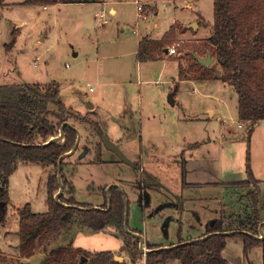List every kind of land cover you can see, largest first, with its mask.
Here are the masks:
<instances>
[{
  "label": "rangeland",
  "instance_id": "obj_1",
  "mask_svg": "<svg viewBox=\"0 0 264 264\" xmlns=\"http://www.w3.org/2000/svg\"><path fill=\"white\" fill-rule=\"evenodd\" d=\"M22 1L6 0L12 6L0 10V85L59 86L68 110L64 113L49 105L52 113L47 117L58 123V116H65L82 128L81 145L65 158L63 171L74 185L79 204L102 207L110 198V188H120L131 205L129 232L125 231H141L145 248L147 244L169 248L179 235L198 239L218 218L226 217V223L240 227V220L250 223L252 218L248 194L255 188L240 187L235 193L225 186L196 183L239 180L246 173L249 152L251 171L261 180L259 208H264V121L240 126L238 95L220 76L210 82L196 81L193 73L190 81L179 78V68L188 71L194 50L214 54L208 42L214 23L213 0H105L108 10L89 3L19 5ZM136 2L147 5L153 14L146 20L140 17ZM113 7L119 11L114 18ZM102 10L104 22L95 21L94 15ZM194 23L197 30L187 27ZM171 27L176 28V42L170 47L175 54L164 52L163 61L139 62V39L150 33L161 39ZM14 33L16 43L10 49ZM173 92L176 103L171 105ZM83 116L79 121L77 117ZM84 126H92L95 133L86 132ZM101 134L119 145L137 168L109 151ZM53 171V167L20 161L10 177L9 198L3 202L8 216L0 224V256L13 264L20 258V211L28 204L34 213L47 212V181ZM0 188L1 201L6 190L1 178ZM139 199L144 202V216L135 207ZM240 211H244L240 217L229 221L230 215ZM260 231L264 233L263 227ZM69 238L90 251L114 248L121 264L135 261L134 256L138 264H145V252L136 255L134 239L133 248H128L116 227L86 229ZM243 249V241L233 238L224 253L235 258L234 264H264V244L247 255ZM37 261L38 257L32 263L25 260L28 264Z\"/></svg>",
  "mask_w": 264,
  "mask_h": 264
},
{
  "label": "trees",
  "instance_id": "obj_2",
  "mask_svg": "<svg viewBox=\"0 0 264 264\" xmlns=\"http://www.w3.org/2000/svg\"><path fill=\"white\" fill-rule=\"evenodd\" d=\"M5 1L0 0V10L5 8ZM97 1L23 0L19 5L46 6ZM213 1L214 23L208 42L214 52L211 55L215 63L211 67H205L193 56L194 60L190 62L188 71L179 68V78L180 81L190 80L188 76L193 73L196 74V81L210 82L217 79L216 70L220 69V79L233 86L238 95V119L253 126L264 121V0ZM175 35L176 28L171 27L160 40L151 37L142 39L136 54L139 62L162 60L165 50L176 42ZM16 36L14 33L13 40L8 45L10 49L16 43ZM194 53L206 56L201 51L194 50ZM175 91H178L177 87ZM49 105L64 113L68 110L60 99L59 86L51 85L42 89L32 83L0 85V178L6 188L0 201V224L4 223L8 216L6 206L2 207L1 203L8 201L7 187L18 162L38 163L44 168H54L47 181V212L34 213L28 204L20 211V258L14 264H28L25 260L36 255L39 250L44 252L40 264H121L111 251L90 254L88 251L75 249L72 244L51 249L52 244L61 236H69L75 228L86 227L102 231L107 226H114L127 240V247L133 248L131 241L134 239L137 245L136 255H143L139 243L142 232L131 228L130 233L125 231L128 201L125 192L120 188H110V198L99 208L82 205L76 201L73 183L63 173L65 160L62 162L60 173L59 161L61 156L75 148L79 132L74 125L66 124L64 127L68 117L58 116L59 122H52L47 117L52 113ZM55 115L58 114L55 112ZM77 118L79 121L84 120V116ZM62 129L63 139L50 141L59 137ZM254 130V127L251 128L249 136ZM250 161L251 155L248 152L247 179L232 184L238 188H255L248 194L253 205L250 223L240 220L239 227L233 222L226 223L225 219H216L210 222L206 233L198 239L185 240L179 235L178 242L172 244L170 249L147 244L145 264H169L173 260L178 264H230L229 260L223 257L227 238L242 240L245 255L258 245L264 244V240L258 238L262 224L259 208L260 181L251 171ZM59 175L63 179V194L57 201L56 195L60 190ZM128 204L130 206L129 201ZM136 259L137 256H134L135 261L130 264H138ZM0 264L13 263L7 257L0 256Z\"/></svg>",
  "mask_w": 264,
  "mask_h": 264
},
{
  "label": "crops",
  "instance_id": "obj_3",
  "mask_svg": "<svg viewBox=\"0 0 264 264\" xmlns=\"http://www.w3.org/2000/svg\"><path fill=\"white\" fill-rule=\"evenodd\" d=\"M107 2L105 1V0H98L96 3H89V4H95V5H97L98 4V6H100V7H103V8H105V9H107L108 7H109V5L108 4H106ZM16 4V3H15ZM108 5V6H107ZM10 6H12L11 4H8V3H6V1H5V7L6 8H9ZM110 7H112V6H110ZM108 10V9H107ZM112 10H114V16H113V18L118 14V9L115 7H113V9ZM102 13H104V18H105V11L104 10H102V11H99L97 14H95L94 16V18H95V21L97 20V22H98V20L99 21H101L100 19H99V17L97 18L96 17V15H98V14H102ZM104 18L102 19V21L101 22H104ZM106 21V20H105ZM108 22H106V24H107ZM155 26H156V24H155ZM187 27H190V25L189 26H187ZM170 29V28H169ZM168 29V30H169ZM167 30V31H168ZM166 33V32H165ZM164 33V34H165ZM164 34L161 36L162 38H163V36H164ZM135 35H137V34H135ZM152 38V39H154L153 37H152V34L150 33V35H149V38ZM161 38V39H162ZM142 39H144V38H142ZM142 39H139V41H138V46H139V43H140V41L142 40ZM155 40H160V39H155ZM137 50H138V48H137ZM165 53H166V51H165ZM136 54H137V51H136ZM207 56V55H206ZM183 57V56H182ZM203 57V56H202ZM205 57V56H204ZM163 60H165V59H162V61ZM214 63H215V61H214ZM187 81H190V80H187ZM216 81V80H215ZM20 85H22V84H20ZM176 92V91H175ZM178 92V91H177ZM176 92V93H177ZM176 95V94H175ZM175 95H174V97H175ZM175 103H176V101H175ZM212 112V110H210L209 111V114ZM243 123V122H242ZM71 124V123H70ZM87 124V123H86ZM71 125H74L73 123L71 124ZM75 126V128L78 130V132H79V140H78V142H79V144H78V147H77V149L80 147V145H81V138H82V128L81 127H76V125H74ZM84 128H86V132H90V134H92V131L95 133V129H93L92 128V126H84ZM100 128H101V130H102V127L100 126ZM240 137V136H239ZM87 152V151H86ZM221 155L219 154V156L217 157V160L219 161V163L221 162V160H222V158L220 157ZM69 164H71V162L69 161ZM245 179H247V171H246V173L244 174V175H242V177H240V179L239 180H235V181H222V182H220V183H211V182H205V183H196V184H206V185H209V186H211V185H214V186H216V187H222V186H225V187H227V188H225V189H227L228 191L231 189V190H233L235 193H238L237 191H238V189L240 188H237V187H234L232 184H234V183H237V182H239V181H241V180H245ZM260 182H261V180H259ZM74 186V185H73ZM243 189V188H242ZM247 200H249L248 198H247ZM260 203H262L261 202V200H260ZM241 205L242 206H244L243 205V203H241ZM247 207V209H250V205L249 204H245ZM237 206V205H236ZM130 207H131V205H130ZM135 207L138 209L139 208V211H140V209L142 210V216H144V214H145V211H143V205L141 206L140 205V203H138V201H136V204H135ZM224 207V206H223ZM245 208V207H244ZM264 210V208L262 207L261 208V206H260V216H261V220H262V222L264 223V216L263 215H261V213H262V211ZM244 212V211H243ZM243 212H239L238 214H234V215H230L228 218H229V221L230 220H234L235 218L234 217H240L242 214H243ZM37 213V212H36ZM226 213V209L225 208H223V210H222V217L224 216V214ZM237 215V216H236ZM227 216V215H226ZM140 217V216H139ZM226 218V217H225ZM225 218H218V219H225ZM227 220V219H226ZM213 221V220H212ZM228 221V220H227ZM114 227V226H113ZM105 228H110V226H107V227H105ZM104 228V229H105ZM89 230V228L88 227H86V228H75L72 232H71V234H69V236H72V238H74L77 234H78V232H81V231H84V230ZM263 230H264V228H263ZM205 234V233H204ZM203 234V235H204ZM202 235V236H203ZM69 236H65V238H64V242L60 245V246H65V245H70V244H72V246L75 248V249H80V250H83V251H88V252H90V254H94V253H98V252H104V251H111V252H113L114 254H116V252H117V250L116 249H114V248H107L108 250H99V249H96V250H94V251H90V249H85V248H83V247H80V246H78V244H76V242L73 244V240L72 241H70L69 242V240H70V238H69ZM227 246H228V244H229V242L231 241V240H233V238H227ZM226 246V247H227ZM82 248V249H81ZM243 248H244V243H243ZM226 251V248L224 249V252ZM223 252V257H226L228 260H229V262H230V264H234V260H235V258L234 257H227L226 255H225V253ZM39 253V252H38ZM41 256V257H40ZM38 257V261H41L42 259H43V257H44V253H41V255L39 254H36V255H34L33 257H31L30 259H28L27 261H28V263H32L33 261H35V259ZM36 262V264H40V262Z\"/></svg>",
  "mask_w": 264,
  "mask_h": 264
},
{
  "label": "water",
  "instance_id": "obj_4",
  "mask_svg": "<svg viewBox=\"0 0 264 264\" xmlns=\"http://www.w3.org/2000/svg\"><path fill=\"white\" fill-rule=\"evenodd\" d=\"M189 28H192L193 30H197L198 25L194 23V24H191ZM165 51H166V54H167L168 48ZM192 55L196 58V60L198 61V63L200 65H203L205 67H211L214 64V61L215 60H214V58L212 57V55L210 53H208L207 56H205V57H202L199 54L194 53V52L192 53ZM220 75H221V70L220 69L219 70H216V78H219ZM174 95H175L174 92L169 95V103L171 105H174L175 104ZM66 124L67 125H70L69 122H66V123L63 124L64 127L66 126ZM63 136H64V134H63V129H62L60 136L59 137H56V138H52L50 141L62 140L63 139ZM101 139L103 141L104 146L109 151L114 152L118 156V158H120L123 162H125L126 164L130 165L133 169H135L134 162H132L128 157H126V155L121 150V148L119 147V145H117L113 141H111L109 139V137L107 135H105V134H101ZM229 139H232V138H229ZM78 140H79V137H78ZM78 140H77V144H76V146H75V148L73 150H71L70 152H67V154H65V155H63V156L60 157V161H59V173L61 171V166H62L63 160H65V158H67L68 156L74 154L75 151L77 150V147H78V144H79ZM50 141L48 143H50ZM59 184H60V190L58 191V193L56 195V200L57 201H59L60 196L63 194V179H62V176H60V175H59ZM1 206L4 207V203L3 202L1 203ZM126 209H127V212H126V218H125V224H124V226H126L125 228H127V230H128V226H127V224H128V217H129V204H128V201H126ZM263 226H264V223L261 224V227H263ZM128 232H129V230H128ZM134 236H137V235H134ZM140 238H141V240H140L141 251L143 253L145 252V255H146L148 251L145 248V242H143L144 241L143 236L140 237ZM258 238L259 239H263V233H262V236L261 237H258ZM166 249H170V248H166ZM121 259L116 257V260H118L119 262L121 261ZM83 260H85L84 257H83Z\"/></svg>",
  "mask_w": 264,
  "mask_h": 264
},
{
  "label": "built area",
  "instance_id": "obj_5",
  "mask_svg": "<svg viewBox=\"0 0 264 264\" xmlns=\"http://www.w3.org/2000/svg\"><path fill=\"white\" fill-rule=\"evenodd\" d=\"M136 3H137V10L139 12V16L142 17L143 19L146 20L148 18V15L150 13L153 14V11L151 10V8L150 9H147V7H148L147 5L140 4L138 2H136ZM96 17L97 18L99 17V19L102 20L104 18V13L96 15ZM133 33L134 34H137V31L134 30ZM175 52H176L175 49H172V48L169 47L167 54H175ZM240 126L241 127H247V124L242 123V124H240Z\"/></svg>",
  "mask_w": 264,
  "mask_h": 264
},
{
  "label": "flooded vegetation",
  "instance_id": "obj_6",
  "mask_svg": "<svg viewBox=\"0 0 264 264\" xmlns=\"http://www.w3.org/2000/svg\"><path fill=\"white\" fill-rule=\"evenodd\" d=\"M136 164H137V163H136ZM136 164H135V169H136V168H137V166H138V165H136ZM138 201H139V203H140V205H141V206L143 205V207H142V208H143V211H145V208H144V202H143V203H141V202H140V199H139ZM129 210H130V206H129ZM262 223H263V222H262ZM263 228H264V226H263ZM261 233H262V232L260 231V237L262 236V234H261ZM262 240H264V233H263V239H262Z\"/></svg>",
  "mask_w": 264,
  "mask_h": 264
}]
</instances>
